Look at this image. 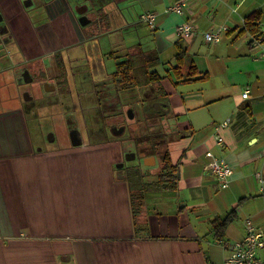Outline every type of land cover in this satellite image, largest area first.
<instances>
[{"label": "crops", "instance_id": "crops-1", "mask_svg": "<svg viewBox=\"0 0 264 264\" xmlns=\"http://www.w3.org/2000/svg\"><path fill=\"white\" fill-rule=\"evenodd\" d=\"M177 2L181 14L167 11ZM146 12L156 14L153 28L139 20ZM253 13L264 28V0H0V26L12 49L8 60L0 52V75L18 68L31 81L11 84L14 103L0 106V264H221L243 239L247 219L264 233V44L250 45L251 36L240 33ZM184 22L193 29L187 39L177 35ZM217 31L218 43L204 39ZM104 36L107 52L98 48ZM178 47L185 54L176 68ZM84 55L88 69L79 83ZM106 56L116 59L113 72L104 68ZM125 61L136 66L141 84L120 88L114 100L106 83L117 90L114 75ZM58 102L88 112L81 116L86 125L107 116L130 120L131 144L124 145L123 132L111 133L116 126L110 135L91 127L87 142L77 130L78 141L67 146L34 144L30 117L38 114L37 130L40 112L55 108L58 115ZM152 102L167 111L147 113ZM76 118L63 117L68 137ZM142 120L155 121V131L142 129ZM160 137L176 170L175 187L138 184L143 205L132 217L129 184L116 169L134 146L145 156L125 160H136L141 173L156 157L162 165L143 143ZM206 152L231 166L226 188L208 169ZM158 174L142 178L143 185ZM234 207L236 219L223 232L214 229L212 221ZM258 257L264 259V248Z\"/></svg>", "mask_w": 264, "mask_h": 264}, {"label": "rangeland", "instance_id": "rangeland-1", "mask_svg": "<svg viewBox=\"0 0 264 264\" xmlns=\"http://www.w3.org/2000/svg\"><path fill=\"white\" fill-rule=\"evenodd\" d=\"M90 12H92V11L89 10V13ZM108 39H109L108 36L102 37V39L100 40V45L98 46L99 50H102L103 52H107V51H109L111 49ZM4 43L3 44L5 45V47H3L2 43H0V52H1V55L5 56V58L8 60V56L5 53L6 52H10L12 50L11 49V44L9 43L8 39H6ZM121 49H122V47H121ZM9 56H10V54H9ZM88 60L89 59L86 57V55H84L83 56V63H82L83 66H81V68H80V71H82V74L81 73L78 74L79 83L84 81L83 76H84V73L86 72V70L88 69ZM115 61H116L115 58H108L106 56L104 58V68H105V70L108 71V72H113L114 69H115ZM70 66H71V64L69 65V67ZM3 67L6 68L7 66L4 65ZM9 73H10V76L6 75L8 77H6L5 75H0V77H3L0 80V86H3L4 89L6 90V91L0 90V103H1L0 106L1 107L6 106V104L14 103V102L10 101L9 98H8V92L11 90V88H10L11 84H13L15 86V88L18 87V86L20 87V84H21V87H22V85L23 86L26 85V83L22 79V74L24 73L23 70L15 68L13 72L10 71ZM16 76H17V79H18L17 83H15V81H14V77H16ZM35 78H39V77H35ZM106 84H107V86H106L107 90H105V92L112 93L113 96H114V100H118L117 95L120 96V92L118 90H115V89L112 90L111 86H110V82H108ZM25 87H28V86H25ZM145 89L143 90L144 91L143 92V97L146 99V101H144V102L148 104L151 101V99H150L151 98V94H150L151 91H149V88H145ZM55 98H56V96H54V98H52V99L55 100ZM55 101H57V100H55ZM95 102H97V101L95 100ZM44 103H45V101L42 100L40 102V105L41 106L45 105ZM153 104H154V102L149 104V107H147V110H146L147 113H154L155 114V112H157L155 109H152L153 108ZM58 108H59V111L57 113L58 115H56L54 113V112L57 111V110H55V108L52 110V112L47 110L48 112H46L45 114L40 112V114H39L40 123L38 122L39 127H38L37 130L35 129L37 127L35 125V124H37V122H35V120L38 117V114L36 113L35 118H31L30 115H29V117H30V123L29 124H30V129H31V136H32V141L34 142V144H36V145L41 144V145H44L46 147H48V146L52 147L54 145L55 146H67V144L69 142V137H68V134H67V131H66V128H65V123H64L63 117H69L70 114H74V115L77 116V118H76L77 120L75 119L76 122H77L76 128H78V130L81 132L82 140L85 141V142L88 141L86 130L90 129L91 127L95 128V129L101 128L102 130H103V127H104V128L107 129L108 135H110V130H111L109 128V124L110 123H112V122H123L124 123L125 122L126 123V127L124 129V133L122 135L123 136L122 138H123L125 146H129L131 144V141L128 139L127 136H130V135L134 134L131 130H135V126L133 125L134 123L131 122L128 119H125V121H122V119L118 118L116 120H112L111 119L110 121H107L109 118H113V117L107 116L105 118L106 120L104 119V121L96 123L97 125L96 124L94 125L93 122H88L89 125H86L87 124V119L83 122V119H82L81 116H89L88 112L84 113V114H88V115H82V112H80L78 110V108H75V109L73 108L70 111H68L67 109L64 110V107H62L59 104V102H58ZM116 108L121 110V106H119L118 104H117ZM136 109H137V107H136ZM124 113H125V111H124ZM138 113H139V111H138ZM142 114L143 113L141 112V115L137 114V116L141 118ZM127 118H128V116H127ZM144 119H145V117H144ZM143 122H144V126L141 127L142 129H144L146 131L147 130L148 131H151V130L155 131V129H154L155 121H153V122H151V121L150 122L143 121ZM157 129L160 130V128H157ZM36 131H38V132H36ZM50 134H52L54 136V138H55L54 140L52 139L53 143L49 142V140H50L49 135ZM133 139H135V138H133ZM136 140H138V139H136ZM128 150H130V147L126 151H128ZM131 150H133V149H131ZM136 151H138L139 155L145 156V154L140 152L138 149ZM155 159H156V165H154V166L146 167V166H144L145 165L144 161L142 162V165L144 164L143 168H148V169H145L146 171L144 173H141L142 174V178L150 177V174L152 175V172L154 173L155 176H157V174L160 171V169L158 167L160 165V160H159L158 157H156ZM150 163H152V161H148V164H150ZM150 168H152L153 170L150 169ZM155 172H156V174H155ZM133 188L136 189V187H133ZM134 189H133V191H134Z\"/></svg>", "mask_w": 264, "mask_h": 264}, {"label": "trees", "instance_id": "trees-1", "mask_svg": "<svg viewBox=\"0 0 264 264\" xmlns=\"http://www.w3.org/2000/svg\"><path fill=\"white\" fill-rule=\"evenodd\" d=\"M260 14L259 13H253L249 16H247L244 19L243 27L240 30V33H247L251 36V41L249 42L250 45H253L254 40H261V44H264V28L260 26L259 23ZM185 54V50L183 48H177L176 53V61L177 66L176 68L180 67V64L182 62V58ZM136 66L133 65V63H129V61L121 62L117 65V70L114 75V82H115V88L117 90L128 88L134 85L141 84V81L139 78L136 77ZM156 73L151 72L148 76L154 77V79H157L155 77ZM144 81L146 77L142 76ZM148 78V77H147ZM144 84V83H143ZM153 143H152V142ZM144 143H147L146 146L150 149V156H159L162 162L161 170L158 174L157 180L154 183H150L149 185H143L142 183V174L139 170L131 171L130 176L125 178L129 184L130 193V209L132 213V217H135L139 212L143 205V194L138 191V189H134L133 187H137L138 184L143 186V188L149 186L153 190H172L174 189V185L177 179V176H175V168L171 165L169 154L164 146L166 144V140L164 137L155 138V139H144ZM145 186V187H144ZM134 189V191H133ZM236 219V207L232 208L228 213H226L222 217L215 218L213 222V228L214 229H220L223 230L226 228V226L230 223H232Z\"/></svg>", "mask_w": 264, "mask_h": 264}, {"label": "built area", "instance_id": "built-area-1", "mask_svg": "<svg viewBox=\"0 0 264 264\" xmlns=\"http://www.w3.org/2000/svg\"><path fill=\"white\" fill-rule=\"evenodd\" d=\"M183 8L182 2H177L171 5L167 11L175 14H181ZM139 20L144 22L150 27H154L156 24V14L153 12H146L139 16ZM222 30H226L225 27ZM193 33V29L190 23L184 22L177 27V35L181 39L189 38ZM204 39L208 43H218L221 39L220 31L206 32ZM261 44V40H254L253 45ZM247 90L242 93V97H246ZM226 122H223L220 126L225 127ZM215 141L218 144L223 142L222 137L215 136ZM205 156L209 159L207 165L208 169L213 172L218 178L221 188H225L228 185L230 178L233 175L231 166L224 160L213 156L211 152H206ZM264 248V233L256 230L252 222L247 219L245 221V234L241 241L235 242L231 245L230 255L221 264H264V259L258 257V251Z\"/></svg>", "mask_w": 264, "mask_h": 264}, {"label": "flooded vegetation", "instance_id": "flooded-vegetation-1", "mask_svg": "<svg viewBox=\"0 0 264 264\" xmlns=\"http://www.w3.org/2000/svg\"><path fill=\"white\" fill-rule=\"evenodd\" d=\"M5 29L0 26V43H2V46L5 47V40L7 39V34L5 33L4 31ZM4 43V44H3ZM22 79L25 83H30V77H29V74H23L22 75ZM46 84V83H45ZM48 88L52 89V85H48L47 86ZM45 89V87H44ZM122 121H125V119H122ZM110 126L114 127L116 126V128H120V127H126V123L124 122H112L109 124V128H111ZM76 129V130H74ZM124 129H123V133H124ZM78 130V128H73L72 131L70 132L71 133V136L69 135V140L71 142H77L78 141V137H76V131ZM67 134H69L67 132ZM132 137H129L128 136V139H131ZM137 149H135V146H134V149L133 150H128V151H125L124 152V157H123V162H122V166L121 168H118L116 169L117 172H119V174L123 177V178H127L128 176H130V172L131 171H136L138 170V163L140 162L141 158L138 156V151H136ZM125 157H127L128 159H131L132 157H135V159H137V164L134 163L133 161H136V160H133L132 161V164L130 160H125Z\"/></svg>", "mask_w": 264, "mask_h": 264}, {"label": "water", "instance_id": "water-1", "mask_svg": "<svg viewBox=\"0 0 264 264\" xmlns=\"http://www.w3.org/2000/svg\"><path fill=\"white\" fill-rule=\"evenodd\" d=\"M85 10H86V7H79V8H77L76 9V12L78 13V14H83L84 12H85ZM48 85H44V87H45V89L46 90H49L50 88H48L47 87ZM164 104H162V103H160V102H156V103H154L153 104V108L155 109V110H159V111H167L166 109L164 110L163 108H164ZM123 129H124V127H120V128H118V129H115V130H112L111 131V133L114 135V136H118V135H120L122 132H123ZM50 140H52V138L50 139ZM154 159V158H153Z\"/></svg>", "mask_w": 264, "mask_h": 264}, {"label": "bare ground", "instance_id": "bare-ground-1", "mask_svg": "<svg viewBox=\"0 0 264 264\" xmlns=\"http://www.w3.org/2000/svg\"><path fill=\"white\" fill-rule=\"evenodd\" d=\"M223 140V139H222ZM222 144V143H221ZM230 181V180H229ZM229 183V182H228ZM228 186V185H227ZM226 188V187H225Z\"/></svg>", "mask_w": 264, "mask_h": 264}]
</instances>
